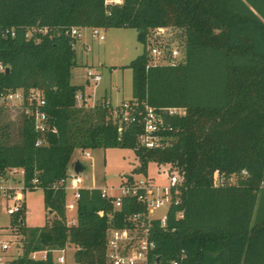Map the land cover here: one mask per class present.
Segmentation results:
<instances>
[{
  "label": "trees",
  "instance_id": "16d2710c",
  "mask_svg": "<svg viewBox=\"0 0 264 264\" xmlns=\"http://www.w3.org/2000/svg\"><path fill=\"white\" fill-rule=\"evenodd\" d=\"M34 26L48 32L27 36ZM161 26L185 37V60L177 66L150 61L149 33ZM74 27L138 31L143 52L123 66L133 74L130 100L187 108L186 115L167 118L164 145L142 146L136 122L119 131L109 98L78 104L85 85L71 81L79 65ZM0 30L8 31L0 35V60L10 67L0 72V88L40 89L49 122L40 146L30 119L0 124V174L21 167L29 186L37 178L48 209L42 226L14 216L24 243L10 264H56L52 250L69 246L77 264H107L109 228L131 226L129 216L146 206L125 196L116 208L103 188L80 187L77 220L69 224L65 181L76 149L116 147L134 149L140 161L134 172L155 161L183 175L167 225L152 221L164 263L264 264V0H0ZM216 173L236 180L216 185ZM44 249L46 259L31 258Z\"/></svg>",
  "mask_w": 264,
  "mask_h": 264
},
{
  "label": "built area",
  "instance_id": "2783aa9c",
  "mask_svg": "<svg viewBox=\"0 0 264 264\" xmlns=\"http://www.w3.org/2000/svg\"><path fill=\"white\" fill-rule=\"evenodd\" d=\"M107 4H122L123 0H105ZM161 32H164L162 27H158ZM81 29L74 27L71 34L78 37L81 36ZM101 28H92L93 36H97L100 40L105 39ZM48 32L47 26L31 27L27 33L30 36L33 32ZM6 31L0 30V35L6 36ZM14 35V30L11 31ZM149 55L151 56L152 64H169L177 66L185 60V48L181 50L178 46L168 47L159 43L150 44L148 47ZM9 67L0 60V72H5ZM88 76L92 77V81L98 82L102 79L100 71H94L92 68L87 70ZM77 102L79 100L83 104L86 97L78 92L76 95ZM109 102V101H108ZM112 103V102H110ZM46 98L43 92L38 88L25 90L24 88L17 89H2L0 88V124L3 122L6 113L14 112L20 118L26 117L33 123L34 130L38 133L36 146H40L45 142V134L49 129L48 113L45 109ZM88 106V104H86ZM112 115L119 122V131H122L124 125L136 122L142 125V132L138 136L139 143L147 148H157L166 143L168 137L164 132L169 129L167 118L171 116H184L187 114L186 107L180 106H164L155 107L145 102L138 100L126 99L120 104L112 103ZM171 128V127H170ZM82 150V149H81ZM84 156L90 157V152L82 150ZM75 165V162H74ZM73 165V166H74ZM168 175L170 177V186H156L152 180L142 178L130 181L128 178L118 186L120 192L114 194L103 188V196L113 198L112 202L116 208L122 205V199L125 196L135 197L140 203L146 206V211L132 213L128 220L131 221V226L126 228L110 227L107 233V264H179L178 259H173L168 263H164L156 252V241L151 237V226L154 219L160 220L161 226L165 227L168 220V212L172 203L177 204L179 198L173 199V195L179 192V186L183 182V175L169 165H167ZM242 175H247V170H242ZM234 175L224 176L219 173L215 174L214 182L216 185H224L234 182ZM84 178L80 173L76 172L75 168L68 171V176L65 181V187L75 189L73 194L74 199L67 201L66 208L68 210L76 209L77 199L79 197V188L83 185ZM33 186H29L25 180V170L21 167H10L4 174H0V196L7 197L13 200L12 204L6 205V214L10 217L8 225H0V264H10L17 257H10L5 253L11 251L15 245L21 244L23 248L24 236L18 231V223H14V216L19 214V220L23 224V214L26 209L23 192L31 187H38V179L32 180ZM166 207L165 213L161 216H150L151 208ZM183 212L180 210L177 217H182ZM25 224V223H24ZM53 252L66 249L52 250ZM23 252V251H22ZM48 249L38 250L31 253L33 259H46ZM180 256H186V251L181 250ZM66 259L63 254L56 258V263L64 264Z\"/></svg>",
  "mask_w": 264,
  "mask_h": 264
},
{
  "label": "rangeland",
  "instance_id": "374dc122",
  "mask_svg": "<svg viewBox=\"0 0 264 264\" xmlns=\"http://www.w3.org/2000/svg\"><path fill=\"white\" fill-rule=\"evenodd\" d=\"M124 1V0H123ZM164 32L158 27L152 28L149 33L150 44L159 43L168 47L178 46L184 50L185 37L182 30L172 26H161ZM105 35L104 40H100L97 36H93L92 29L83 30V37L90 44L91 51L89 56L90 66L78 65L72 69L71 81L73 83H86V92L92 94L94 98L106 93L108 97L113 98L114 103L132 97V70L127 66L132 59L143 52L144 46L138 40V31L134 28H108L103 29ZM150 56V55H149ZM151 59V56H150ZM92 63L95 66H92ZM102 79L98 82L92 81V77L88 76V68L94 71L99 70ZM102 66V67H101ZM112 69V70H111ZM88 79V81H87ZM87 81V82H86ZM81 101L79 100L78 104ZM91 106V105H90ZM5 122L11 120L18 123L20 117L18 114L11 112L6 113L3 119ZM10 121V122H11ZM90 152V157L83 155L81 149L75 150L73 160H79L85 169L81 172L85 179V184L108 186L114 193H119L118 186L127 180L128 176H132L135 180L148 178L153 181L156 186H170V177L168 175L166 164H159L155 161L148 163L146 172H134L140 161L132 148H96L86 149ZM72 166H70V169ZM26 205L23 214L24 223L27 226H42L47 222L48 209L44 201V190L42 187L34 189L27 188L21 190ZM72 189L67 190V199L73 200ZM13 200L0 196V225H8L10 217L6 214V205L12 204ZM166 207L159 209L151 208L150 216H161L165 213ZM69 218L76 217V209L68 210ZM66 252H53L55 258L63 254L66 262L64 264H77L74 258V248L69 246ZM23 248L15 245L11 251L5 254L10 257H18L22 254Z\"/></svg>",
  "mask_w": 264,
  "mask_h": 264
},
{
  "label": "crops",
  "instance_id": "0c3cea01",
  "mask_svg": "<svg viewBox=\"0 0 264 264\" xmlns=\"http://www.w3.org/2000/svg\"><path fill=\"white\" fill-rule=\"evenodd\" d=\"M84 29H86V28H82L80 31H81V36L79 37V39L77 40V42H76V51H77V58H78V63H79V65H86V66H90L91 64H90V61H89V56H90V51H91V47H90V44L88 43V41L86 40V36L85 37H83V30ZM91 29V28H90ZM92 66H95V64L94 63H92ZM102 67V66H101ZM98 69L99 70H97V71H100V66L98 67ZM112 70V69H111ZM101 72V71H100ZM87 81H88V79H87ZM86 81V82H87ZM73 83V82H72ZM74 84H76V83H74ZM79 84H82V85H85V93H84V95H85V97H86V99H87V104L88 105H91V106H93L96 102H98V101H100V100H102V98L103 97H106V98H109L110 99V101L113 103V104H117V103H114L113 102V98H112V96L111 97H108V95L106 94V93H104V94H102V95H100L99 97H97V98H94V96L92 95V94H89V93H87L86 92V83H79ZM130 98H132V97H130ZM130 98H128V99H130ZM126 100V99H125ZM124 101V100H123ZM122 102V101H121ZM120 102V103H121ZM120 103H118V104H120ZM77 150V149H76ZM77 160H73V157H72V163H71V165L70 166H72V168H75V165H74V162H76ZM74 165V166H73ZM70 166H69V171H72V168L70 169ZM85 166V165H84ZM86 168V167H85ZM84 168V169H85ZM83 169V170H84ZM82 170V171H83ZM81 171V172H82ZM81 172H79L80 174H81V176H82V173ZM83 177V176H82ZM84 178V177H83ZM81 187H101V188H108V190L110 191V192H112L111 191V189L112 188H110V187H108V186H101V185H90V184H85V179H84V182H83V185L81 186ZM68 189H72L74 192H75V189H73V188H71V187H69ZM67 189V190H68ZM112 193H114V192H112ZM74 194V193H73ZM114 194H117V193H114ZM73 198H74V196H73ZM67 201H69L70 202V200H68L67 199ZM72 201V200H71ZM72 210H74V209H72ZM68 212V211H67ZM67 217H68V223L69 224H72V223H75L76 222V220H77V213H76V217H73L72 216V218H69V216H68V213H67ZM68 249L70 248V247H67ZM73 248H74V250H75V247L73 246ZM67 250V249H66Z\"/></svg>",
  "mask_w": 264,
  "mask_h": 264
},
{
  "label": "water",
  "instance_id": "95a60500",
  "mask_svg": "<svg viewBox=\"0 0 264 264\" xmlns=\"http://www.w3.org/2000/svg\"><path fill=\"white\" fill-rule=\"evenodd\" d=\"M10 72V67H7V69H6V73H9ZM85 168V166L79 161V160H77L76 162H75V170H76V172H81L83 169ZM56 264H62V263H56Z\"/></svg>",
  "mask_w": 264,
  "mask_h": 264
}]
</instances>
